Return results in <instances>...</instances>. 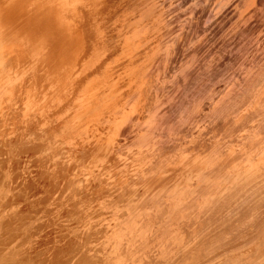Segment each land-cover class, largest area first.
<instances>
[{"label":"rangeland","instance_id":"1","mask_svg":"<svg viewBox=\"0 0 264 264\" xmlns=\"http://www.w3.org/2000/svg\"><path fill=\"white\" fill-rule=\"evenodd\" d=\"M263 223L264 0H0V264H262Z\"/></svg>","mask_w":264,"mask_h":264},{"label":"bare ground","instance_id":"2","mask_svg":"<svg viewBox=\"0 0 264 264\" xmlns=\"http://www.w3.org/2000/svg\"><path fill=\"white\" fill-rule=\"evenodd\" d=\"M220 199H221V198H220ZM243 208H244V207H243ZM171 218H172V217H171ZM240 224H241V223H240ZM124 225H125V224H124ZM206 225H207V224H206ZM209 225H210V224H209ZM263 225H264V223H263ZM255 226H256V225H255ZM260 226H261V224H260ZM231 227H232V226H231ZM262 228H263V227H262ZM232 229H234V228H232ZM218 231H219V230H218ZM263 231H264V230H263ZM263 231H262V230L260 231V232H262V233H261L262 236L258 234L259 236H261L260 239H261V238L264 239V232H263ZM257 232H258V231H257ZM258 235H257V236H258ZM110 236H111V235H110ZM250 238H251V237H250ZM253 238H254V237H253ZM250 240H251V239H250ZM252 240H253V239H252ZM62 247H63V246H62ZM205 248H206V247H205ZM60 252H61V251H60ZM120 253H121V252H120ZM58 254H59V253H58ZM198 255H199V254H198ZM67 256H68V255H67ZM56 257H57V256H56ZM63 257H64V256H63ZM101 258H102V257H101ZM230 259H231V258H230ZM197 262H198V261H197ZM263 263H264V262H263ZM263 263H262V264H263ZM51 264H52V263H51Z\"/></svg>","mask_w":264,"mask_h":264}]
</instances>
